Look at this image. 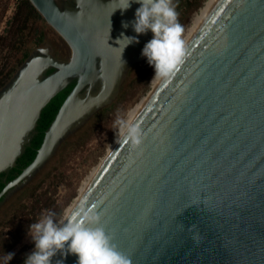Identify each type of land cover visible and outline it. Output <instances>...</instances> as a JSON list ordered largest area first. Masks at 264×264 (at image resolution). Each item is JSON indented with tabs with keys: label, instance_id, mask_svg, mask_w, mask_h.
I'll list each match as a JSON object with an SVG mask.
<instances>
[{
	"label": "water",
	"instance_id": "water-1",
	"mask_svg": "<svg viewBox=\"0 0 264 264\" xmlns=\"http://www.w3.org/2000/svg\"><path fill=\"white\" fill-rule=\"evenodd\" d=\"M27 1L69 54L39 45L0 88V174L30 146L51 100L73 87L0 198L114 103L152 38L133 31L137 3L122 11L119 0ZM121 34L139 42L124 48ZM187 49L136 116L142 144L119 138L71 211L95 209L131 264H264V0H219ZM57 260L76 264L73 254Z\"/></svg>",
	"mask_w": 264,
	"mask_h": 264
},
{
	"label": "rangeland",
	"instance_id": "rangeland-1",
	"mask_svg": "<svg viewBox=\"0 0 264 264\" xmlns=\"http://www.w3.org/2000/svg\"><path fill=\"white\" fill-rule=\"evenodd\" d=\"M20 1L0 0V36H3L9 28ZM173 2L176 4V9L178 4L183 5L182 9L177 10V12L179 14L178 20L184 26L186 32L191 26L194 16L200 14L207 0H173ZM33 28L34 32L32 31L28 36L27 48L30 49L29 52L39 46L34 42L37 40L36 36L43 33L44 42L42 44L48 43L54 49L56 56L60 59H66L69 50L52 29L45 25L43 21L35 23ZM10 45L12 44L8 40L5 42L0 41V81L7 80V76L11 75L13 71L15 73L19 68L18 66H20L18 62L21 60L22 54L13 51ZM139 75L140 66L132 69L114 103L109 108L107 107V110H102L103 113L96 115L75 137L61 145L52 161L26 186L15 193L6 195L0 205V223L5 222L10 217L13 208L18 205L16 198L19 197L20 192L30 186L35 189V195L40 194V196L37 197V202H35V198L32 199L33 210L28 204V217L33 218V212L37 214V217L41 216L48 210L55 212L56 219L59 221L70 213L79 195L81 196L93 176H95L94 174H96L99 166L119 140V137L115 134L116 130L113 128L117 114L126 118L128 112H133L151 93L153 83L157 80L154 78V68L151 66L143 82L140 81ZM19 203L27 204L29 201L23 199ZM6 230L4 229L5 233ZM33 249L34 243L26 232L11 251L5 254L4 257L0 256V264H21V262L24 264L26 256ZM8 254H13L9 261L6 256Z\"/></svg>",
	"mask_w": 264,
	"mask_h": 264
},
{
	"label": "clouds",
	"instance_id": "clouds-1",
	"mask_svg": "<svg viewBox=\"0 0 264 264\" xmlns=\"http://www.w3.org/2000/svg\"><path fill=\"white\" fill-rule=\"evenodd\" d=\"M131 3L140 5L131 22L133 31L137 35L152 33L141 55L154 68V78L171 80L188 54L185 28L178 20L176 4L173 0H119L120 6L116 9L126 10ZM122 26L129 25L123 23ZM121 36L116 42L127 41L124 48L139 42L136 36ZM113 128L116 136L133 150L142 144L143 132L132 111L126 118L117 114ZM100 219L95 209L82 204L59 221L55 212L46 210L36 222L28 225L27 234L34 249L26 256L24 264H52L57 253L75 255L76 264H131L130 258L118 250L112 237L100 226ZM12 255H6L8 261ZM56 264L63 261L57 260Z\"/></svg>",
	"mask_w": 264,
	"mask_h": 264
},
{
	"label": "trees",
	"instance_id": "trees-1",
	"mask_svg": "<svg viewBox=\"0 0 264 264\" xmlns=\"http://www.w3.org/2000/svg\"><path fill=\"white\" fill-rule=\"evenodd\" d=\"M182 7L183 5L178 4L176 11L181 10ZM38 21H42L39 14L34 10V8L30 5V3L27 0H21L16 8L15 14L12 18L9 28L6 30L3 36H0L1 42H5L6 40L10 41L12 44L10 45L11 49L13 51H17L22 54V58L18 62L19 65L22 64V62L27 58L29 54L30 49L27 48V44L29 42L28 36L32 33V31L34 32L33 27L35 23H37ZM27 30H29L28 33H26ZM36 37L37 40L36 42H34L36 45H40L44 42L43 33H39L38 36ZM139 66H140L139 78L140 81L143 82L146 79L151 66L146 61L140 65L134 66L133 69ZM13 73L14 71L11 73V75ZM11 75L9 74L7 76V80L4 79L5 81H0V88L10 79ZM72 87L73 85H70L62 92H60L58 95H56L43 110L41 114V118L38 121V127H37L38 133L31 140L30 146L27 147L25 149V152L18 158L16 162V166L14 168H11L7 172L0 174V192L4 188L5 183H8L11 180H13L16 176H18L21 173L22 169H24L33 161L36 155V151L42 142L44 131L47 129V127L53 120L57 110L61 106L64 98L72 89ZM108 108H106L105 110H107ZM103 111L100 113H103ZM20 193L21 194L19 195V197L16 198L18 201V205L16 206L14 205L15 207L13 208L10 217H8V219L5 222L0 223V256L1 257H4L5 254L11 251L12 248L15 246V244L20 239H22V237L26 234L28 230V225L33 222H36L40 217V216L37 217V214L33 212L32 214L34 217L30 218L28 217L29 213L27 211L29 205L32 207V210L34 209L32 199L35 198V202H37L38 200L37 197L40 196V194L35 195L36 191L31 186L25 188ZM5 197L6 196H2L0 198V205L4 201ZM23 199H26V201L27 202L29 201V203L27 204L19 203ZM4 229H7L6 233L4 232ZM21 264L23 263L21 262Z\"/></svg>",
	"mask_w": 264,
	"mask_h": 264
},
{
	"label": "bare ground",
	"instance_id": "bare-ground-1",
	"mask_svg": "<svg viewBox=\"0 0 264 264\" xmlns=\"http://www.w3.org/2000/svg\"><path fill=\"white\" fill-rule=\"evenodd\" d=\"M218 2H219V0H207V2L205 4L204 8L202 9V11L200 12V14L194 16L191 26L187 29V31L184 34V39L186 40L187 45L192 40V38L196 34L199 27L202 25L204 20L208 17L210 12H212V10L214 9V7L217 5ZM160 81H161L160 79L155 80L153 83L154 84L153 88H156L157 85L160 83ZM147 100H148L147 98L145 99L144 102L142 100L143 103L139 107L135 108V110L133 111L135 118L138 115V113L140 112V110L142 109V107L144 106V104L147 102ZM21 108H22V106L17 107V110L15 111V113L16 114H20V112L22 113V111L20 110ZM9 140L10 139H8V141ZM14 140H15V138L11 137V141H14ZM93 178H94V176H93ZM85 190L83 191V193L85 192Z\"/></svg>",
	"mask_w": 264,
	"mask_h": 264
}]
</instances>
